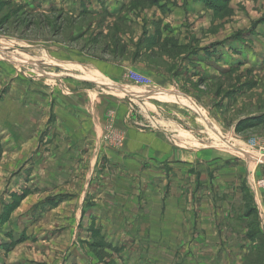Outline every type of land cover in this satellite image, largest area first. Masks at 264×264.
<instances>
[{"label":"rangeland","instance_id":"1","mask_svg":"<svg viewBox=\"0 0 264 264\" xmlns=\"http://www.w3.org/2000/svg\"><path fill=\"white\" fill-rule=\"evenodd\" d=\"M215 1L67 0L42 14L0 0V264H264V121L235 130L264 113V0ZM93 98L98 129L92 114L57 123L56 99L82 111ZM159 113L178 125L168 143L223 157L189 168L127 154L157 150ZM74 143L86 155L64 172ZM90 168L103 216L79 223L68 201ZM43 175L50 187L36 186Z\"/></svg>","mask_w":264,"mask_h":264},{"label":"crops","instance_id":"2","mask_svg":"<svg viewBox=\"0 0 264 264\" xmlns=\"http://www.w3.org/2000/svg\"><path fill=\"white\" fill-rule=\"evenodd\" d=\"M23 3H24V5L26 6L27 9L33 11L34 13H41L42 12V14H51V13H53L55 11L57 12V10H60V9H65L66 10V6H67V0H23ZM196 4L203 5V3H200V2H198ZM3 40H5L7 42H9V41L10 42H15L13 40H7V39H3ZM0 41H2V39ZM136 67H138V66H136ZM140 70L144 71V69H140ZM163 75H167V74H163ZM167 84H169L170 87L172 88V85H171L170 81H162V79L158 80V78H157V91L160 90V91L168 92L169 88L167 89V87H169V86ZM162 85L166 86V87H163ZM0 86H2V84H0ZM158 86H159V89H158ZM164 89H166V90H164ZM172 89H175V88L173 87ZM90 95L92 96V93H90ZM131 95L133 97H136V98H141V97L144 96V95L137 96V95H135L133 93H131ZM141 99H143V98H141ZM96 102H95V100L93 98V99L89 100V105L88 106H86V104H85V109H87V112H88L87 113L85 111V109H83L84 106H82V111L80 109L79 110L77 109L78 111H76L75 110L76 109L75 106L70 104V102H68L67 100H65V99H56V101L53 102L54 103L53 108L54 109H59L58 115H57V123L58 124H61V123L63 124L64 123L63 121H65V117H64L65 114H63V117L61 116L62 111H68V116L70 114H72L71 117H73V118H78L79 115H80L81 118L84 117L86 119L88 114H92L93 116L91 118L94 121L95 129H98V120H99L98 118L99 117L97 115V111L95 110V107L97 106ZM34 103L41 104L39 101H33L32 100V104H34ZM50 103H52V100H50ZM42 107H45V106L42 105ZM161 107L162 106H160V105L157 106V108H160V110H162ZM49 108L50 107L48 106V109ZM46 112H47V110L42 111V114L44 115ZM124 113H125V111H124ZM44 117H46L47 120L49 118L48 115H46V116L44 115ZM159 118H161V120H159ZM42 120H44V118ZM167 121H168L167 118H163V114L159 113V117L157 119V125H158L157 126V150L156 149H151V150H149L147 152V150H145L144 147H143V150L137 149L139 151V152H137L135 149H131V148L129 149V147H128L127 151H126L127 154L137 155L138 158L142 156L141 158H143V160H145L146 158H149L151 156H154V157H157V162H159V163H169L170 165L177 164L176 162L178 160H180V161H184L185 162V164H180V165H185V166H187L189 168H192V167H195V166L197 168L198 167L200 168V166L197 165V164L203 163L204 159L212 160V159L218 157L217 155H219V157L222 156L221 153H218L216 151L214 152V151H212L210 149H207V148H205V149H196V148L188 147L186 145L178 144L177 142L168 143L163 138V136H166L167 138H169L167 136L168 135L167 133L177 132L178 131V125L175 124L172 121H170V122H167ZM164 124H166V125H164ZM158 127H160L161 129L158 128ZM139 131L143 132L141 130H139ZM175 135L178 138H180L178 134H174V136ZM78 145H79V147L74 143L72 146H68L69 148H67V150L65 151V158H67L66 161H68L67 165H68L69 169H65L64 172H67V171H68V173L74 172L73 169H76L78 167L79 156L80 155L81 156L86 155V154L83 153V148L81 147V145L79 143H78ZM98 149H99V147L96 146L94 149H92V151H90V153H91V156H90L91 157V161L90 162L92 163V166H95L97 164L96 162H97L98 153H99ZM32 150L34 151L36 149H32ZM44 152L45 151L43 149H41V153L39 155L43 154ZM31 153H33V152H31ZM47 153L48 152H46L44 154L47 155ZM92 157H94V158H92ZM9 161H10V165L12 167L17 165V163H15V161H11V160H9ZM195 163H196V165H195ZM35 170H37V166L31 164V172L32 171L34 172ZM41 171L43 172L42 167H41ZM92 172H93V170H92V168H90L89 175H88V177L90 179H87L86 181H82L81 182V180H80V181H77V183H74L75 181L73 182L71 180L68 181L69 184H73L74 183V186H76V184H80L81 183L79 186L82 187V184H85L84 185V193L81 192L82 194L79 193V196L76 195L72 200L68 201V202H70V204L74 205L71 209L72 210L76 209V211L73 212V216L77 218L79 223L84 221L86 216H88L89 214H90L89 215L90 217H96V218H97V216L99 217V216L102 215L101 212L98 211V209L96 207V204L92 203L94 201H97V198L100 195H97V194L94 195V196H91V195L87 196L86 195V193L90 194V190H93L94 188L98 189V188L104 187V184L101 183V180L98 181V179H96V177L91 178ZM43 178H44V175L41 176V178H39L38 181H40V182L36 183V186L37 187H42V186L50 187L51 185L49 183V179H46L47 183H44V179ZM64 181H65V179H64ZM30 182L33 184L35 182V180H32ZM74 186H70V187L76 188ZM227 187L230 188L231 185H228ZM248 188L253 193V191H252L253 187L252 186H248ZM82 190H83V187H82ZM31 196H34V195H31ZM29 197L30 196H27L25 198V200H23V202L28 203ZM253 197L255 199L256 204L258 205L259 204V200L257 199V197L255 195ZM85 199L86 200L88 199V201L91 204V206H89V208L83 207ZM23 202H22V204H23ZM214 203L216 205L219 204L218 201H215ZM212 206H214V205H212ZM258 207H259V205H258ZM219 210H221V209L214 207L213 211H211L210 215H211V218L213 220L221 219L220 216H222V218H224L225 213H221V212H219ZM174 214H178V212L175 210ZM260 226H261V230L264 233V217H263L262 214H260ZM103 233H106L105 230L103 231ZM170 264H173V263H170Z\"/></svg>","mask_w":264,"mask_h":264},{"label":"trees","instance_id":"3","mask_svg":"<svg viewBox=\"0 0 264 264\" xmlns=\"http://www.w3.org/2000/svg\"><path fill=\"white\" fill-rule=\"evenodd\" d=\"M149 1L150 3L154 4V5H160L161 7L163 6V4H161V1L162 0H147ZM223 1H226V2H230V0H219V2H223ZM200 2H203V3H209L210 5H213L214 7H219L221 3H217L215 0H200ZM262 120L264 121V113H260V114H257V115H253V116H249L247 118H242V119H239L236 123V126H235V130L237 132H243L245 131L247 128V126L249 125H244L245 122H248L250 124H254L255 122L257 123L258 120ZM252 125H250L251 127ZM257 210L254 208V209H251L248 214H252V212H256ZM257 215V214H256ZM257 225H258V228H257V232L263 237L264 236V233L263 231L261 230V226H260V217H257ZM248 238L252 241H256L260 238H257V234L254 232V231H250L249 234H248ZM251 237V238H250ZM255 246V245H254ZM263 257H264V249H263Z\"/></svg>","mask_w":264,"mask_h":264},{"label":"built area","instance_id":"4","mask_svg":"<svg viewBox=\"0 0 264 264\" xmlns=\"http://www.w3.org/2000/svg\"><path fill=\"white\" fill-rule=\"evenodd\" d=\"M131 75H132V78L135 79L136 81H140V82L148 81L147 78L141 77L140 74L131 72Z\"/></svg>","mask_w":264,"mask_h":264},{"label":"bare ground","instance_id":"5","mask_svg":"<svg viewBox=\"0 0 264 264\" xmlns=\"http://www.w3.org/2000/svg\"><path fill=\"white\" fill-rule=\"evenodd\" d=\"M98 74H99V73H98ZM82 75H83V74H82ZM91 76H93V75H91ZM91 76H89V77H88V76H85V77H84V76H81V78L91 79V80H94V81L100 82L99 79L97 80V78H96L95 76H93L94 79H93V77H91ZM79 78H80V77H79ZM196 106H197V105H196ZM198 110H199V109H198ZM201 110H202V108H201ZM198 113H199V112H198ZM201 115L205 117L204 112H202ZM232 145H233V144H232Z\"/></svg>","mask_w":264,"mask_h":264}]
</instances>
